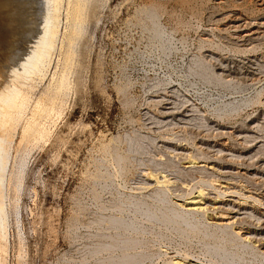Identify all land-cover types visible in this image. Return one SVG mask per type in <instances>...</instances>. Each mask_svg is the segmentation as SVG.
Here are the masks:
<instances>
[{"label":"rangeland","instance_id":"374dc122","mask_svg":"<svg viewBox=\"0 0 264 264\" xmlns=\"http://www.w3.org/2000/svg\"><path fill=\"white\" fill-rule=\"evenodd\" d=\"M28 1L24 3L25 15L32 13L24 15L22 40L26 38V44L38 32L44 7L41 0ZM215 1L99 0L93 5L78 45L63 111L42 120V126L48 128L46 139L18 147L16 136L11 145L10 164L16 161L21 182L16 185L14 180L5 200L8 242L1 253H5L4 264H82L93 260L90 244L105 239L96 234L112 232L107 223L95 222L99 216L117 212L123 199L156 203L157 187H146L149 183L143 171L153 168L175 179L160 186L166 188L171 205L201 187L213 189L215 176L205 169H187L190 158L201 164L212 162L217 168L224 166L223 170L248 171L250 178L244 174L246 177L240 176L237 182H242L246 191L253 188L246 196L251 193L256 197L246 203L264 210V39L252 45L236 39L233 29H220L217 14L237 3L224 0L218 5ZM252 5L241 8L250 15L262 12ZM149 8L157 13L168 47L152 32L145 16ZM63 19L61 16V29ZM195 58L207 62L216 73L221 63L240 75L233 78L231 87L206 82L190 71ZM57 61L56 50L47 76L33 83V99L48 85ZM233 96L247 102L236 110L218 112ZM168 106L173 110L170 114ZM198 113L206 122L203 126L194 122L193 115ZM132 136L143 139L140 152L130 150ZM116 154L124 156L122 163L116 161ZM240 198L241 202L246 199L244 195ZM140 233L148 263L162 264L175 255L200 257L210 263L201 234L159 224ZM252 257L247 254L245 264H251Z\"/></svg>","mask_w":264,"mask_h":264},{"label":"bare ground","instance_id":"6f19581e","mask_svg":"<svg viewBox=\"0 0 264 264\" xmlns=\"http://www.w3.org/2000/svg\"><path fill=\"white\" fill-rule=\"evenodd\" d=\"M41 1L44 7L40 23L37 21L38 32L26 44L24 42L26 38L22 40L26 27V22H24L25 0H0V264H4L5 253H1L5 252L8 242V211L5 200L8 195V189L14 180L16 185L21 182V171L20 168L16 167V161H12L14 162L13 165L12 163L10 164L11 145L16 136L18 147L23 144H35L41 139L43 140L47 135L48 128L45 129L42 126V120L63 111L66 101L65 97L68 94L67 90L71 88L69 77L74 64H76L80 38L85 32L91 8L99 0ZM235 1L237 3L236 6L223 9L224 11L218 13L217 18L215 17L220 29H233V35L236 39L252 45L262 38L264 39V0ZM215 2L218 5L225 3L224 0H216ZM248 4L250 6L253 4L262 12L257 13L254 8L256 11L255 15H252V13L251 15L250 13L247 14L242 8L247 7ZM33 6L31 5L30 7ZM61 16H64L63 20L65 21L63 29L60 28ZM145 16L150 21L154 36L161 41L163 47H168L169 39L158 22L157 13L149 8L146 10ZM28 22L30 23L31 20ZM34 25H32L33 29H35ZM56 50L58 51V61L53 73L51 71L50 81L44 90L33 99L31 95L35 87L33 83L38 80L41 81L47 76ZM206 63L200 58H195L190 65V71L198 74L206 82H221L224 86L231 87L233 86L232 82H234L233 78L240 75L237 70L221 63H216L218 75L226 77L221 78ZM245 101L246 99L244 98L233 96L232 100L220 105L218 112L236 110ZM181 102L184 103L183 101ZM168 108V113H172V108L170 106ZM193 116L195 124L203 126L206 123L203 115L201 116L198 113ZM220 128L226 127L222 126ZM204 129L206 128L204 127ZM226 134L228 133L226 132ZM143 142L141 137L132 136L130 138V150L140 152L143 148L142 145H144ZM147 142L151 144V141ZM115 159L118 163H122L124 156L116 154ZM188 162L187 169H205L206 172H209L208 175L211 172L216 177H213L215 183H211L212 177H209L210 183L214 185V187L210 185L213 189L207 186L205 188L201 187L192 191L188 196L186 195L187 197L184 196L185 198L181 195L183 199L177 198L178 200H175L171 205L170 201L167 203L166 188L164 190L160 186L169 185L175 182L173 181L175 179L173 178L172 180L168 174L156 172L153 168L152 170L143 171V177L146 179L144 181L149 183V186L146 187L150 188L153 185L157 187L155 193L157 196L154 198L156 203L154 201L150 203L147 200L123 199L117 205V212L99 216L95 222L98 225L107 223L112 232L105 234L96 232V235L103 236L105 239L94 240L90 244L89 253L94 259L92 258L93 260L88 262L83 261L82 264H151L147 262L148 251L143 248L138 234L155 227L156 224H159L160 227L162 225H168L169 227L173 225L178 231L201 234L205 254L211 257L210 260H207L210 263H204L199 260L200 257L195 259L189 255H175L165 260L162 264H245L247 262V254H253L250 260L251 264H264V219H261V214L264 216V210L259 207H252L248 204L249 202L246 203L248 198L256 197V195L252 196L250 193L246 196L247 192L249 193L253 188L250 191H246L241 187L243 185L241 184L242 182L240 185L237 182L238 178L245 176L244 174L250 178V173L248 171L242 173L240 171L232 172L229 169L223 170L224 166L217 168V166L213 165L214 163H209L208 161L209 164H201L202 162H198L193 158L188 159ZM15 168L18 169L17 172H15ZM235 168L237 169V167ZM205 171L204 173H206ZM252 177L254 178L255 175ZM254 183L256 185V182ZM16 185L14 187H17ZM254 188L256 189V186ZM160 191L162 192L159 193ZM259 192L261 193V190ZM238 195H244L246 201L243 200L241 202V196L239 197ZM254 216H256L255 220H253ZM102 252L104 254H100Z\"/></svg>","mask_w":264,"mask_h":264}]
</instances>
